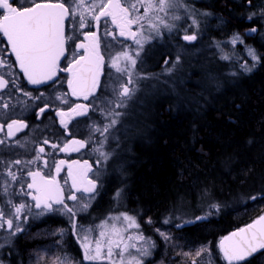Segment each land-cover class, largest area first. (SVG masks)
<instances>
[{
	"label": "snow or ice",
	"instance_id": "snow-or-ice-1",
	"mask_svg": "<svg viewBox=\"0 0 264 264\" xmlns=\"http://www.w3.org/2000/svg\"><path fill=\"white\" fill-rule=\"evenodd\" d=\"M251 3V0H248ZM185 7L182 0H0V36L6 38L7 50L0 51V93H5L11 83L12 87L20 91L28 100H40V96L33 97L29 92L20 88L17 83L13 62L6 57L10 54L14 57V63L18 65L20 72L31 85H41L49 81H55L59 71H67L70 78L67 80L71 96L90 101L89 104L78 103L71 106L67 111L56 110L60 118V125L68 135V124L77 116H87L89 111L100 112L106 122L93 124L88 139H72L70 142L60 146L45 139L39 146L37 154L33 159H15L7 162L2 175L7 177L0 184L4 196L9 195V187L18 181L17 172L13 171L17 166H22L21 171L28 165H35L43 160V167L50 168L51 174L37 168L29 169L26 175L30 182L20 185L21 195H26L34 202L29 205L17 203L7 199L8 208H0V231H6L9 236H16L24 231L19 223L21 216L27 222V212L32 208L39 210L36 216H43L55 212L68 217L72 235L76 237L83 250V259L90 264H144V257L151 254L155 247L153 241L146 238L139 231L140 224L133 215L120 212L117 215H109L96 227H85L78 222L82 213H87L92 206V201L98 194V189L103 186V177L111 170L117 178L125 174L120 159L118 132L127 123L128 118L134 116L131 101L138 98L136 93L140 90L139 79H147L135 74L137 61L141 59L144 43L151 36H145V31L156 35L161 34V28L172 32L176 25L169 23L166 17L172 9ZM141 9L143 12L141 13ZM173 20H180L179 15H173ZM104 21V36L117 40H131L137 48L133 51L128 47L123 48L110 57V67L115 69L120 77H127L120 82L118 90L113 89V97H108L101 91V76L105 63L101 52V21ZM193 25L199 27L193 18ZM110 25V26H109ZM73 31H69V29ZM84 29H90L84 31ZM112 29L116 31L113 32ZM252 32L256 30L251 29ZM76 32L83 35V41L75 43ZM183 40L191 43L197 40V34H185ZM73 43L72 55L74 59L67 68H60L59 62L69 51L67 45ZM232 43H243L239 35L232 38ZM107 47V45H105ZM249 56L256 63L260 57L253 49L248 50ZM225 59L228 57L225 56ZM180 55H177L173 65L179 64ZM167 65L169 61L166 59ZM246 71L250 68L245 66ZM134 74L137 79H134ZM11 77V80L6 79ZM131 86V87H130ZM67 93L56 96V100L67 104ZM145 97V102H147ZM10 100H5L0 95V108L9 109ZM102 106V107H101ZM13 110L15 105H12ZM123 109L124 111H117ZM49 110L48 103H42L38 108V118ZM2 115V114H0ZM121 125L117 128V125ZM28 125L20 119H12L10 123H0V145L8 146L7 141L13 139L17 133L23 131ZM5 128L7 131L5 132ZM125 130L122 135H127ZM115 141V147L111 143ZM19 144V141H15ZM96 154L92 163L87 160H73L71 162L60 160L51 165L44 160L45 146L52 150L64 153L79 152L81 149L89 148ZM3 163V161H0ZM66 171V178H61V172ZM67 190V195H66ZM122 188H118L114 194L116 200L121 199ZM79 194V195H78ZM253 196L250 199L255 200ZM66 201L74 202L72 205ZM219 211V205H212ZM14 211H10L8 209ZM206 217H198L205 219ZM151 223V221H148ZM180 227V225H177ZM98 229V232H97ZM135 230V231H132ZM93 232H97L93 236ZM63 236V230L60 232ZM165 240L169 237L161 233ZM0 246H3L0 244ZM219 250L228 264L245 261L249 258L255 259L257 255L264 256V216H260L253 223L237 232L225 237L219 242ZM209 253L208 248H201L196 252V257ZM57 264H72L68 260H58ZM192 264H198L195 258ZM251 264V261H249Z\"/></svg>",
	"mask_w": 264,
	"mask_h": 264
}]
</instances>
